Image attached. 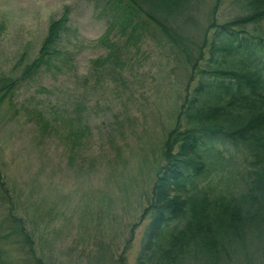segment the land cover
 Here are the masks:
<instances>
[{"label": "rangeland", "instance_id": "rangeland-1", "mask_svg": "<svg viewBox=\"0 0 264 264\" xmlns=\"http://www.w3.org/2000/svg\"><path fill=\"white\" fill-rule=\"evenodd\" d=\"M64 12L76 30L66 43L74 50L80 77L43 75L21 84L11 105L3 103L0 170L12 192V207L32 232L44 264H94L106 259L100 257L106 254L103 246L116 255L129 236L127 253L133 264L148 220L140 215L163 161L167 132L175 124L187 83L192 87L198 77L189 82L182 48L196 56L206 36L205 58L212 53L214 60L221 59L217 47L223 35L214 36L217 24L243 12L233 0H196L192 18L180 25L182 47L150 29L155 34L136 47L115 46L106 72L91 71L92 60L107 52L102 41L106 23L95 15L92 0H0V74L19 73L37 52L50 21ZM234 27L256 33L264 31V21ZM21 55L26 58L19 63ZM38 107L48 118H60L61 125L48 133L37 130L33 110ZM71 124L75 127L69 129L80 133L76 137L65 133ZM234 149L214 148L218 155ZM243 155L236 152L238 159ZM213 171L207 163L199 182ZM8 250L15 264H34L16 240Z\"/></svg>", "mask_w": 264, "mask_h": 264}, {"label": "trees", "instance_id": "trees-1", "mask_svg": "<svg viewBox=\"0 0 264 264\" xmlns=\"http://www.w3.org/2000/svg\"><path fill=\"white\" fill-rule=\"evenodd\" d=\"M92 1L95 15L106 23L102 41L107 52L92 60L91 71L107 68V72L114 47H136L145 36L155 34L150 29L182 47L180 25L192 18L196 0ZM233 2L243 13L218 23L214 32L216 38L223 35L217 47L221 59L214 60L212 53L205 58L206 36L196 56L189 55L185 45L182 48L190 66L189 82L198 77L192 87L187 83L175 124L167 132L163 161L140 215V220L146 216L148 220L133 264H264V31L234 27L264 21V0ZM210 24H215L214 19ZM71 32L76 30L64 12L50 21L35 55L24 64L26 55L20 56L19 73L0 74V108L4 102L12 104L21 84L43 75L73 73L75 81L80 77L74 50L68 46L70 41L66 43ZM45 114L42 107L33 110L37 130L48 133L61 125L60 118ZM72 124L65 129L68 137L80 134L69 129L75 127ZM217 144L236 151L218 155ZM237 151L243 152L241 159ZM207 163L213 164L214 171L200 183ZM11 199L0 170V264H15L8 250L11 240L34 264H44ZM130 240L129 236L116 255L109 254V245L103 246L106 254L100 257L106 259L94 264H129Z\"/></svg>", "mask_w": 264, "mask_h": 264}]
</instances>
